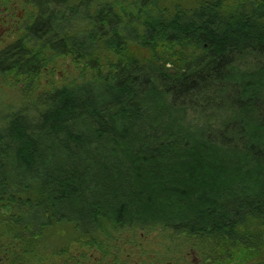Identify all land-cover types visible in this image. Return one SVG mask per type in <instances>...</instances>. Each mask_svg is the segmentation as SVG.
<instances>
[{"label":"trees","instance_id":"16d2710c","mask_svg":"<svg viewBox=\"0 0 264 264\" xmlns=\"http://www.w3.org/2000/svg\"><path fill=\"white\" fill-rule=\"evenodd\" d=\"M45 1L0 54L23 94L0 104V247L128 264L120 241L159 231L264 264V0ZM57 61L75 80L29 101Z\"/></svg>","mask_w":264,"mask_h":264},{"label":"rangeland","instance_id":"374dc122","mask_svg":"<svg viewBox=\"0 0 264 264\" xmlns=\"http://www.w3.org/2000/svg\"><path fill=\"white\" fill-rule=\"evenodd\" d=\"M185 1L187 2L189 0ZM66 68L67 69H64L63 64L57 61L56 67L51 73L47 72L48 75H46V71H43V74L34 82L39 89L34 90L35 92H33V95L31 94L29 96V101L33 102L36 99L34 98L35 95L39 93L58 88L61 85L75 80V74L69 67V64L66 65ZM9 81H11L10 78L0 76V104H4L6 107H18L23 101V94L17 89H22V85L12 84ZM122 236L123 234L120 238H123ZM53 237H56L57 240ZM53 237L51 240L52 243L49 244V249L41 253V257H55L67 246L64 239L59 240L57 235ZM129 239L132 243L123 244V242L120 241L122 253L124 254L122 255L123 257L120 256V258H125L126 255L125 259H127L128 264H203L200 255H198L199 253L194 250L195 248L191 247L192 242L188 239L174 238L159 231L152 233L137 232L134 237L130 236ZM72 246L69 253L70 255H75L76 253L79 255V252L85 253L92 251L86 246ZM191 250L193 253H191Z\"/></svg>","mask_w":264,"mask_h":264},{"label":"flooded vegetation","instance_id":"af4514ba","mask_svg":"<svg viewBox=\"0 0 264 264\" xmlns=\"http://www.w3.org/2000/svg\"><path fill=\"white\" fill-rule=\"evenodd\" d=\"M52 5L45 0H0V54L14 46H21L26 36H35L32 27L44 22L40 14L42 7ZM44 36V35H42ZM46 75L47 72H45ZM191 253L192 250H191ZM68 257L54 259L53 264H114L110 257L97 251L79 252ZM45 257H38L32 263L29 257L15 256L13 250L0 247V264H46Z\"/></svg>","mask_w":264,"mask_h":264}]
</instances>
